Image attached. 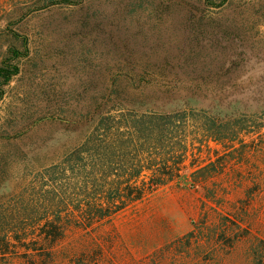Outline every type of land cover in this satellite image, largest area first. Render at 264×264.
<instances>
[{"label":"rangeland","instance_id":"obj_1","mask_svg":"<svg viewBox=\"0 0 264 264\" xmlns=\"http://www.w3.org/2000/svg\"><path fill=\"white\" fill-rule=\"evenodd\" d=\"M12 48L24 56L0 84V199L49 196L53 167L102 111L118 121L190 101L251 127L217 143L191 126L188 163L211 165L202 183L186 173L109 222L74 228L51 264H264V0H0V67ZM203 225L227 236L205 250L171 245Z\"/></svg>","mask_w":264,"mask_h":264},{"label":"trees","instance_id":"obj_2","mask_svg":"<svg viewBox=\"0 0 264 264\" xmlns=\"http://www.w3.org/2000/svg\"><path fill=\"white\" fill-rule=\"evenodd\" d=\"M9 54L11 58L0 67L1 85L19 72L11 61L24 56L15 48ZM181 107L169 112L150 109L137 114L131 111L120 115L118 121H111L102 111L95 132L63 163L53 167L59 177L49 196L0 199V264H18L21 260L51 264L55 245L74 228L89 229L109 222L158 189L180 185L186 173L192 185L202 183L211 165L197 168L195 163H188L187 135L191 126L199 124L202 136L217 143L234 141L241 134L251 132L242 115L232 114L225 121L206 110L193 108L190 101ZM63 164L69 166L62 167ZM68 168L73 180L65 176ZM226 236L225 229L217 234L213 228L203 225L171 245H185L191 250L198 245L205 250L210 244L219 246ZM235 243L229 236L230 248ZM167 249L159 250L153 258L162 257ZM256 253L251 250L254 260Z\"/></svg>","mask_w":264,"mask_h":264}]
</instances>
